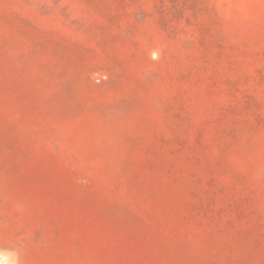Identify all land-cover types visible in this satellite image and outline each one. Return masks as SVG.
<instances>
[{"label": "rangeland", "instance_id": "1", "mask_svg": "<svg viewBox=\"0 0 264 264\" xmlns=\"http://www.w3.org/2000/svg\"><path fill=\"white\" fill-rule=\"evenodd\" d=\"M0 252L264 264V0H0Z\"/></svg>", "mask_w": 264, "mask_h": 264}, {"label": "clouds", "instance_id": "2", "mask_svg": "<svg viewBox=\"0 0 264 264\" xmlns=\"http://www.w3.org/2000/svg\"><path fill=\"white\" fill-rule=\"evenodd\" d=\"M0 264H17V260L11 253L0 252Z\"/></svg>", "mask_w": 264, "mask_h": 264}]
</instances>
